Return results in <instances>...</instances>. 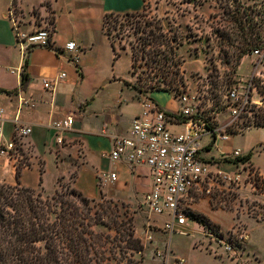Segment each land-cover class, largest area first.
Here are the masks:
<instances>
[{
	"label": "crops",
	"instance_id": "0c3cea01",
	"mask_svg": "<svg viewBox=\"0 0 264 264\" xmlns=\"http://www.w3.org/2000/svg\"><path fill=\"white\" fill-rule=\"evenodd\" d=\"M17 3L22 13L21 31H35L44 23L53 30V49L34 47L27 54L28 82L23 90H19L26 53L16 44L12 24L7 17L10 0H0V90H19L17 94L0 92L1 143L11 139L15 124L31 129L21 152L26 158V165L5 157H0V162L3 165L11 162L13 168L19 164L20 186L49 195L58 189L60 182L68 181L67 186L85 198L95 201L108 198L127 208L134 215L137 225L135 234L147 232L151 236V241L142 251L141 264H246L242 259L245 250H252L254 255L260 254L259 250H264V226L259 232H252L249 225H264V189L253 192L250 188L241 187L238 191L241 197L255 204L252 212L245 208L239 214L247 240L235 258L228 257L221 248L217 249V255L208 249L171 250L169 241L172 235L166 238L161 230L168 217L150 214L143 204V197L151 188L148 169L144 166L130 169L122 163H111L102 156L109 153L113 138L128 135L132 120L140 113L145 98L153 100L167 113L179 108L172 93H139L132 87L134 75L130 52L119 51L104 32L106 15L141 12L142 0H17ZM42 6H46V10H40V18L35 21L34 12ZM67 42H75L82 50L77 67L63 51ZM61 73L66 77L58 80ZM43 82H50L52 88L44 89ZM165 94L172 96L173 100ZM67 117L73 118L69 130L52 128L54 122ZM173 129L180 130L179 127ZM229 141L231 139L226 141V148L231 146ZM201 146L200 155L213 171L243 168L231 161L223 162L222 159L231 150L218 147V139L205 137ZM213 150L219 155H211ZM236 150L245 156L251 149H244V152ZM253 158L251 153L247 164L264 181V170ZM100 172L114 173L116 180L99 187L97 174ZM45 182L50 184L49 187ZM224 207L218 204L216 195H196L192 212L205 217L227 235L233 229L235 220L228 229H224L221 215L235 214L232 211L235 206L228 203ZM191 222L184 228L185 234L181 235L188 236L190 228L192 232L206 237L207 230L197 222ZM166 247L169 249L167 258H157L155 252L167 251L163 250ZM263 263L262 259V263L259 261L257 264Z\"/></svg>",
	"mask_w": 264,
	"mask_h": 264
},
{
	"label": "trees",
	"instance_id": "16d2710c",
	"mask_svg": "<svg viewBox=\"0 0 264 264\" xmlns=\"http://www.w3.org/2000/svg\"><path fill=\"white\" fill-rule=\"evenodd\" d=\"M193 3V7L207 5L212 27L218 32L220 47H230L236 60L246 54H264V6L249 4L247 0H182ZM146 10L123 14L131 19L140 18L135 29H142L139 49L146 66L150 90L180 92L185 90L184 71L176 51L182 45V38L164 32L158 20H143ZM113 16L106 15L105 21ZM142 20L143 22H141ZM230 49L226 50L229 56ZM21 71L19 90L28 82L26 74L27 54ZM230 55L229 57H232ZM264 57V56H263ZM132 54V74L135 71ZM141 78L132 87L143 93ZM19 90L1 93L17 94ZM264 128V123H257ZM255 125V126H256ZM211 128V127H210ZM213 128V127H212ZM251 153L235 159L234 164L248 162ZM18 169V168H17ZM16 184H0V264H112L115 250L142 252L140 241L122 227L120 215L111 207V202L100 203L83 197L77 191L56 189L52 195L20 186L16 171ZM189 220L197 222L207 231H214L208 219L190 212ZM130 219L126 220V223ZM115 235H112V232ZM125 250V251H124Z\"/></svg>",
	"mask_w": 264,
	"mask_h": 264
},
{
	"label": "built area",
	"instance_id": "2783aa9c",
	"mask_svg": "<svg viewBox=\"0 0 264 264\" xmlns=\"http://www.w3.org/2000/svg\"><path fill=\"white\" fill-rule=\"evenodd\" d=\"M148 0H142V10H147ZM46 10L42 6L34 12V20L40 18V10ZM21 10L17 0H10L7 9V17L12 24L15 33L16 44L26 53L34 47L53 49L51 36L53 30L47 23L35 31L23 32ZM42 19V18H41ZM63 51L69 61L78 66L81 48L75 42H67ZM258 54L259 52H254ZM66 77L64 73L58 76V80ZM43 88L50 90V82H43ZM179 108L173 113H167L150 98H145L141 103V111L131 123L128 135L112 139L111 149L108 154L102 155L111 163H122L130 169L144 166L148 169L151 180V188L143 197V204L147 211L155 216H167V221L161 230L166 238L173 234H185L184 228L188 224V216L192 212V205L196 195L212 197L216 195L217 202L224 207L235 200L234 196L240 190L243 183L242 174L236 173L230 176L228 173L212 170L206 163L200 152L202 140L205 137H213L222 142L229 140L228 129L242 117H250L260 107L261 103L253 102L248 94L240 96L236 89L228 93L226 108L229 113L230 124H225L220 129L210 128L204 120L195 116L186 96L177 98ZM2 111L0 110V115ZM251 122V121H250ZM0 124L2 119L0 116ZM73 118L56 121L52 128L58 131H66L71 128ZM254 124H257V122ZM250 123L246 125L249 128ZM173 127H179L176 131ZM239 129V127H237ZM31 129L21 124H15L11 139L1 143L2 127L0 125V156L13 158L21 165H26L24 153L21 154L24 140L30 135ZM212 139V138H211ZM210 139V140H211ZM60 142V141H58ZM240 152L234 150L222 160L234 161L241 158ZM237 166H246L247 162L237 163ZM252 169V168H251ZM247 186L253 192L264 189V181L255 170L247 171ZM116 180V174L100 172L97 174L98 186L102 187ZM233 199V200H232ZM209 232V231H208ZM210 234L214 244L208 249L215 255L218 248L223 249L230 258L237 256L238 250L247 240V233L240 223L231 231L227 240L222 243L217 237L225 238L221 231H212ZM209 234V233H208ZM143 241H151V236L144 233ZM234 239V240H233ZM142 241V242H143ZM217 244V245H216ZM155 252V256L165 260L168 256V248ZM182 262V261H181Z\"/></svg>",
	"mask_w": 264,
	"mask_h": 264
},
{
	"label": "rangeland",
	"instance_id": "374dc122",
	"mask_svg": "<svg viewBox=\"0 0 264 264\" xmlns=\"http://www.w3.org/2000/svg\"><path fill=\"white\" fill-rule=\"evenodd\" d=\"M148 2L143 20H158L164 32H168L171 35L175 34L182 38V45L176 51V56L181 61V69L184 71L186 87L185 90L180 92L172 90L169 93H172L176 98L186 96L195 116L201 118L208 126L215 129H220L223 125L230 124L226 101L228 93L233 89H236L240 96L248 94L249 99L253 102L261 103L259 109L254 114L250 117H242L241 120L234 123L232 128L228 129V138L231 139V141H229L231 143H228L229 146L231 144L230 148H226V146L228 147L226 142H221L219 140L218 147H224L225 151L226 149L227 151L231 150L230 153L234 149H240L243 152L245 151L244 149H251L248 152L254 155L253 160L264 170V128H255L257 125L254 124V121L260 124H262V122L264 123V54H255L253 52L236 60L231 54V52L234 51L233 49L228 46L224 48L220 47L217 42L218 32L211 24L210 14L212 10L207 5L194 8L193 3L186 4L182 0H148ZM247 2L249 4L264 6V0H247ZM139 19L140 18L131 19L125 15H113L105 21L104 32L110 40L114 42L119 51L127 50L130 52L131 56L133 54L136 68L133 78L134 84L137 83L138 78H141L140 86L142 87V91L149 92L154 91L150 90L149 86L153 84L155 79H149L150 76H148V73L151 69H148L146 66H139L140 62L143 61L140 58L141 50L139 49L138 42L139 38L144 35L141 31L142 29H135L136 24H140L136 23ZM140 21L143 22L142 20ZM228 49H230V52L227 54H229V56L232 55V57L226 55L225 52ZM151 72L152 75L154 70ZM165 96L173 100L172 96L168 94H165ZM248 123H250L249 128L246 127ZM237 127H239V129H237ZM248 129L251 130L245 132ZM234 134L241 135L232 136ZM211 155L216 156L219 155V153L213 150ZM223 162L227 163L228 160L225 159ZM14 165L16 166V162ZM17 168H20L19 164ZM17 168H13L11 162H7L5 165H3L2 162V164H0V184L15 185ZM229 168V171L225 173H228L230 176L241 173L242 179H244L241 187L249 188L247 186V171L249 169L252 171L254 170L250 164L243 166V168ZM67 182L68 181L60 182L58 189L62 186L67 188ZM45 185L49 187L50 184L45 182ZM37 192L44 193L39 190ZM44 195H48V193L45 192ZM234 198L233 205L235 209H232V211H234L235 214L232 212L233 214L223 213L221 215L224 229H228L232 225L233 220H235L233 229L239 223L243 225L238 219L240 218L239 214L244 212L245 208L246 211L250 212L255 204L253 202L251 204L248 198L241 197V193L239 192L236 193ZM110 200L111 199L104 198L100 203H105V205H107V203L111 202V207L120 215V221L125 222L122 226L125 232L127 233V229L130 228L133 236L140 241L144 250L146 243H149L143 241L142 238L144 234H135L137 225L134 222V215L132 212L120 206L119 203ZM128 219H130V222L126 223ZM190 224H192V222L188 220L187 225L189 226ZM249 226L250 231L259 232L264 225ZM214 231L217 233L221 230L218 227L214 229ZM208 233L206 237H203L192 232L190 228H188V236L177 233L173 234L170 237L169 247L171 250L208 249L209 245L215 243L210 235L213 234V232L209 231ZM112 235H115L114 231ZM229 236L230 233H228L225 238L217 237L218 241L221 239L222 243L216 242L218 244L216 245L222 246V244L225 245L229 243L227 240ZM195 246L197 249L194 248ZM259 251L261 252H259L260 254L254 255L252 250H245L242 253V259L245 260L246 264H257L259 261L262 263V259L264 260V250ZM114 252L116 255L112 264L142 263V252H135L133 250H126L124 254H122L121 250H115ZM240 252L241 250H238L239 254ZM238 253L236 254L238 255ZM203 262L205 261L203 260Z\"/></svg>",
	"mask_w": 264,
	"mask_h": 264
}]
</instances>
